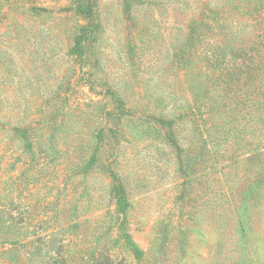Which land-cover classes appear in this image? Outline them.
Here are the masks:
<instances>
[{"label": "rangeland", "instance_id": "1", "mask_svg": "<svg viewBox=\"0 0 264 264\" xmlns=\"http://www.w3.org/2000/svg\"><path fill=\"white\" fill-rule=\"evenodd\" d=\"M72 6L0 0V264H264V191L242 201L259 163L238 139L201 147L208 115L191 90L166 98L183 71L137 52L122 1L101 0V62L72 52L85 21ZM117 75L138 92L122 98L130 113L101 92Z\"/></svg>", "mask_w": 264, "mask_h": 264}, {"label": "trees", "instance_id": "2", "mask_svg": "<svg viewBox=\"0 0 264 264\" xmlns=\"http://www.w3.org/2000/svg\"><path fill=\"white\" fill-rule=\"evenodd\" d=\"M120 1L141 27L135 43L137 52H168L169 62L174 61L179 67L169 72L174 81L178 80L179 71H183L180 74L185 82L179 88H171L166 98H178L173 89L191 90L200 115H208L198 128L201 147L210 142L215 147L230 146V142L238 139L239 149L244 148L238 156L250 154V159L259 163V178L252 180L242 192L246 210L247 201L257 200L264 191V0ZM100 5L101 0H73L72 6L85 19L74 36L72 52L82 55L89 48V52H95L96 62L103 61L110 49H106V21ZM151 25L156 29L153 36L145 35L144 30ZM119 45L118 52H125L123 43ZM92 76L90 72L91 80ZM121 78L117 75L106 80V88L101 92L118 98L119 112L130 113L132 110L122 98L138 92L123 82L119 84ZM126 87L132 91L128 92ZM242 109L246 119L240 120L237 116ZM214 116L223 121L214 123ZM241 121L243 126H232ZM125 193L123 188L122 194ZM244 250L247 248L242 250L245 254Z\"/></svg>", "mask_w": 264, "mask_h": 264}]
</instances>
